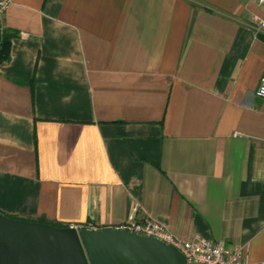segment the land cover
I'll return each mask as SVG.
<instances>
[{
	"label": "crops",
	"instance_id": "obj_1",
	"mask_svg": "<svg viewBox=\"0 0 264 264\" xmlns=\"http://www.w3.org/2000/svg\"><path fill=\"white\" fill-rule=\"evenodd\" d=\"M253 16V0H12L0 212L101 229L149 218L264 261Z\"/></svg>",
	"mask_w": 264,
	"mask_h": 264
},
{
	"label": "water",
	"instance_id": "obj_2",
	"mask_svg": "<svg viewBox=\"0 0 264 264\" xmlns=\"http://www.w3.org/2000/svg\"><path fill=\"white\" fill-rule=\"evenodd\" d=\"M0 264H185L172 245L126 229L92 230L0 212Z\"/></svg>",
	"mask_w": 264,
	"mask_h": 264
},
{
	"label": "built area",
	"instance_id": "obj_3",
	"mask_svg": "<svg viewBox=\"0 0 264 264\" xmlns=\"http://www.w3.org/2000/svg\"><path fill=\"white\" fill-rule=\"evenodd\" d=\"M257 7L264 11V0H253ZM12 0H0V18L7 10ZM250 26L259 31H264V17L253 16ZM255 95L264 98V73L260 78ZM138 205H134L131 212L137 211ZM72 226V225H71ZM92 230L101 229L92 223L74 226ZM109 228L126 229L137 235L155 238L166 244L174 246L185 259V264H264V261L249 262L246 258V250L236 246L227 249L222 241L214 242L201 236L178 238L174 236L164 225L146 218L135 221L130 215L123 223Z\"/></svg>",
	"mask_w": 264,
	"mask_h": 264
},
{
	"label": "trees",
	"instance_id": "obj_4",
	"mask_svg": "<svg viewBox=\"0 0 264 264\" xmlns=\"http://www.w3.org/2000/svg\"><path fill=\"white\" fill-rule=\"evenodd\" d=\"M13 34L0 26V63L6 62L9 59V45L10 38ZM36 221L48 223L45 219L41 218ZM55 226L64 227L65 224L50 223Z\"/></svg>",
	"mask_w": 264,
	"mask_h": 264
}]
</instances>
